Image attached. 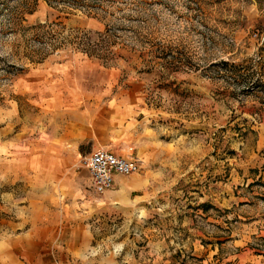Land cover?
Returning <instances> with one entry per match:
<instances>
[{"label":"rangeland","instance_id":"1","mask_svg":"<svg viewBox=\"0 0 264 264\" xmlns=\"http://www.w3.org/2000/svg\"><path fill=\"white\" fill-rule=\"evenodd\" d=\"M62 87L157 118L162 170L131 213L35 173ZM43 223L73 242L53 264H200L210 244V264H264V0H0V264H29L18 235Z\"/></svg>","mask_w":264,"mask_h":264},{"label":"crops","instance_id":"2","mask_svg":"<svg viewBox=\"0 0 264 264\" xmlns=\"http://www.w3.org/2000/svg\"><path fill=\"white\" fill-rule=\"evenodd\" d=\"M71 90H73L71 87H62L61 93L59 95L55 93L50 99L51 109L66 111L69 117L61 120L57 133L47 136L50 149L44 150L43 154L49 164L43 166V169L39 168L35 173L43 179L46 187H51L55 182L63 183L67 180L76 183L77 179L83 180L82 183L89 187L88 190L86 189L89 199L71 198L69 201L72 205L92 206L97 210L104 207L115 212L131 213L134 206L142 203L147 197L151 175L162 170L159 163L165 157V142L158 134L157 118L150 117L151 114L139 108V103L136 101L129 104V112H124L127 113L126 115L117 112L115 105L113 109L107 106L101 108L100 104L93 103L85 106ZM83 143L93 145L91 152L104 146L112 148L121 156L138 159L142 169L139 173L130 176L116 175L113 189L100 195L101 198L94 202L97 194L90 186L88 170L84 168L76 172L74 168H69L75 165L76 152ZM83 157L84 155H81L79 160ZM61 201L63 202L59 199V202ZM64 232L58 224L43 223L19 234V247L32 254L27 262L53 264L51 260L53 248L56 254L59 253L61 258H64L66 252L72 250L73 243L64 236ZM213 247L214 245L210 244L208 247L201 246L198 249L199 257L203 258L200 264H210V256L216 254ZM216 250L218 252L219 248L217 247ZM233 262V264H244L243 254L234 256Z\"/></svg>","mask_w":264,"mask_h":264},{"label":"built area","instance_id":"3","mask_svg":"<svg viewBox=\"0 0 264 264\" xmlns=\"http://www.w3.org/2000/svg\"><path fill=\"white\" fill-rule=\"evenodd\" d=\"M82 165L88 170L90 186L97 195L113 189L116 175L130 176L142 169L138 159L121 156L104 147L83 157Z\"/></svg>","mask_w":264,"mask_h":264}]
</instances>
